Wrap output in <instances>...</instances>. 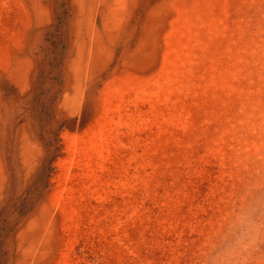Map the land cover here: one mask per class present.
Segmentation results:
<instances>
[{
	"label": "rangeland",
	"instance_id": "374dc122",
	"mask_svg": "<svg viewBox=\"0 0 264 264\" xmlns=\"http://www.w3.org/2000/svg\"><path fill=\"white\" fill-rule=\"evenodd\" d=\"M257 196L264 0H0L4 264H205Z\"/></svg>",
	"mask_w": 264,
	"mask_h": 264
},
{
	"label": "clouds",
	"instance_id": "9594fccd",
	"mask_svg": "<svg viewBox=\"0 0 264 264\" xmlns=\"http://www.w3.org/2000/svg\"><path fill=\"white\" fill-rule=\"evenodd\" d=\"M264 254V197L239 202L205 246V264H257Z\"/></svg>",
	"mask_w": 264,
	"mask_h": 264
},
{
	"label": "trees",
	"instance_id": "16d2710c",
	"mask_svg": "<svg viewBox=\"0 0 264 264\" xmlns=\"http://www.w3.org/2000/svg\"><path fill=\"white\" fill-rule=\"evenodd\" d=\"M45 147V157L40 165L39 173L35 178L27 185V188L16 206L13 207V211H16L17 217L29 211L35 203L39 200L42 192L48 186V175L51 171V161L58 155L59 145L55 141L44 142ZM13 206V204H12ZM14 224V223H13ZM13 226V225H11ZM10 226H7L6 217L2 219L0 223V236L6 235L7 231L10 229ZM2 238L0 237V245ZM4 251L0 250V264L5 263Z\"/></svg>",
	"mask_w": 264,
	"mask_h": 264
}]
</instances>
